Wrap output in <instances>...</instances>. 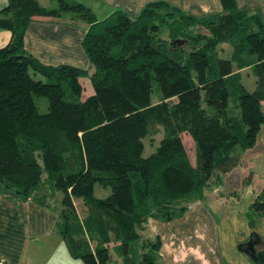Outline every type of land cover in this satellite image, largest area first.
Masks as SVG:
<instances>
[{
    "label": "trees",
    "instance_id": "obj_1",
    "mask_svg": "<svg viewBox=\"0 0 264 264\" xmlns=\"http://www.w3.org/2000/svg\"><path fill=\"white\" fill-rule=\"evenodd\" d=\"M52 1L6 0L0 9V29L10 33L0 47V192L25 198L42 184L58 191L59 233L84 264L113 256L157 264L159 240L143 237L145 221L182 214L210 180L238 167L264 124V23L234 0L201 17L149 1L136 17L115 10L102 20L81 2ZM33 17L85 22L89 69L29 54L23 37ZM223 43L226 59L218 55ZM242 69L254 75L251 91ZM86 76L91 93L83 97ZM35 98L45 99L42 111ZM158 126L162 137L143 157V139ZM183 133L193 141V164ZM95 184L109 193L94 196ZM248 208L252 226L264 216V180ZM250 237L252 264H264V249L253 248L259 236Z\"/></svg>",
    "mask_w": 264,
    "mask_h": 264
},
{
    "label": "crops",
    "instance_id": "obj_2",
    "mask_svg": "<svg viewBox=\"0 0 264 264\" xmlns=\"http://www.w3.org/2000/svg\"><path fill=\"white\" fill-rule=\"evenodd\" d=\"M71 1L88 6L97 20L115 10L136 17L149 1H164L195 17L221 11L220 0ZM234 2L237 8L256 13L264 23V0ZM5 3L6 0H0V9ZM86 29V23L77 19L33 17L24 33V49L43 64L62 63L89 69L81 47ZM9 38L10 33L0 29V47ZM246 152L241 156L240 166L222 175L216 183L210 180L200 196L188 202L182 214L169 221L154 218L145 221L143 237L159 240L157 264H252L242 249L250 243L251 232L259 236L253 248L264 249V216L255 218L252 226L248 224L253 191L264 177L251 184L253 173L245 168L252 155ZM60 197L48 184H42L25 198L0 192V264H84L70 254L59 233ZM114 262L119 264L120 260L115 258Z\"/></svg>",
    "mask_w": 264,
    "mask_h": 264
},
{
    "label": "rangeland",
    "instance_id": "obj_3",
    "mask_svg": "<svg viewBox=\"0 0 264 264\" xmlns=\"http://www.w3.org/2000/svg\"><path fill=\"white\" fill-rule=\"evenodd\" d=\"M52 1V0H51ZM50 0H38V2L41 5H44L45 7H51L52 3ZM50 2V3H49ZM54 3V1H52ZM182 47H185V44L181 43ZM218 55L221 58H229L230 57V47L227 44H220L218 45ZM40 75L36 76L39 77ZM241 76V83L242 85L248 90L251 91L254 88V75L250 69H242L240 71ZM82 81V96L85 97V95H88L89 91H91L90 83L88 77H83L81 79ZM150 99L153 102H155L156 97L151 95ZM39 111H42L43 107L45 106V99L44 98H35ZM262 111L264 113V102L262 103ZM158 132L154 133L152 135H148L143 139V149L141 152V155L143 157L147 156L149 153L155 150L156 146L159 143V140L162 137V131L160 126L157 127ZM182 142L185 146V149L187 151V155L190 158L192 164L194 163V145L191 138L183 133L182 134ZM246 154H251L252 158L251 161L246 160V162H249V165L246 166L245 169L247 171H251L253 173V176L251 177V184H256L263 179L264 175V124L260 126L259 131L256 134L255 143L252 148L248 149ZM245 156V155H244ZM244 158V157H243ZM240 166V163H239ZM245 173V172H244ZM109 193V188H103L98 184H95L93 186V194L96 197H104ZM56 195L59 197L61 196L59 192L56 191ZM243 199L244 193H242ZM52 202V200H51ZM73 203L75 204L76 210L81 215L84 213V206L82 204V201L80 198H73ZM115 258L111 259V262L109 264H117L114 262Z\"/></svg>",
    "mask_w": 264,
    "mask_h": 264
},
{
    "label": "water",
    "instance_id": "obj_4",
    "mask_svg": "<svg viewBox=\"0 0 264 264\" xmlns=\"http://www.w3.org/2000/svg\"><path fill=\"white\" fill-rule=\"evenodd\" d=\"M177 44H180L181 41L180 40H174ZM243 251L246 252L248 254V256L253 259V253H252V250H251V247H250V243L249 244H245L243 247H242Z\"/></svg>",
    "mask_w": 264,
    "mask_h": 264
}]
</instances>
